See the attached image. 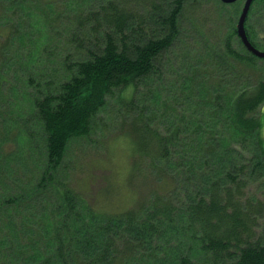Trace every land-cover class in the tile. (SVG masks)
Returning <instances> with one entry per match:
<instances>
[{
    "label": "trees",
    "instance_id": "obj_1",
    "mask_svg": "<svg viewBox=\"0 0 264 264\" xmlns=\"http://www.w3.org/2000/svg\"><path fill=\"white\" fill-rule=\"evenodd\" d=\"M199 1L0 0V264H264V58L231 16L224 35L169 58ZM11 18L63 33L62 51L24 43ZM104 116L131 144L129 170L149 159L147 204L95 207L54 184ZM15 169L35 178L16 190Z\"/></svg>",
    "mask_w": 264,
    "mask_h": 264
},
{
    "label": "rangeland",
    "instance_id": "obj_2",
    "mask_svg": "<svg viewBox=\"0 0 264 264\" xmlns=\"http://www.w3.org/2000/svg\"><path fill=\"white\" fill-rule=\"evenodd\" d=\"M256 2L251 6L252 10L250 11L252 15L249 14V23L251 27L254 25V40L258 42L257 49L264 50V20L258 18L259 13L256 15V12H258L256 11L257 7L261 6L259 2ZM244 3L245 0H236L231 3H226L222 0H200L199 6L185 14L182 32L180 33V37L175 41L174 48L169 52V58L177 57L179 54L182 55L185 52L187 54L189 47L186 48L185 44L197 48L198 43H203V41L210 39L208 36L211 34V31H213V33H220V36L224 35L225 30H227V18H229V16H231V22L234 26H237L241 8ZM10 21L20 28L25 29L23 25L28 27V31L23 34L24 43L44 39L45 42L43 43L47 48L49 44L53 46L54 43H60L59 49L62 51L61 46L64 45L61 43L64 38L63 33L58 36L50 34L52 38H54L52 41L48 36H45L50 33V31L39 32L36 29L32 31L31 27L27 25L26 20L23 18L19 20L11 18ZM219 26L220 28H218ZM58 31L59 30H54L53 34ZM193 43L194 45H192ZM176 49H178V51ZM168 55L165 56V59L168 58ZM190 56L195 58L197 52L192 51ZM259 64L255 65L258 66ZM256 67L254 66V69H256ZM171 72L172 71H170V73ZM16 79L18 81V77ZM173 88L174 87H172V89ZM112 98H114V96ZM113 103L118 104L116 98L113 100ZM258 113L264 144V105L259 109ZM104 118L101 129L93 131L86 139L75 140L68 147L64 172L62 171V174L60 172L57 174L59 179L58 181L55 179L54 184L58 188L67 185L72 190L77 189L81 191L83 189L86 196L95 207L101 204L109 208L121 209L124 205L136 208L139 204H147L149 199L152 198V194L150 195L152 188L158 183V179L156 181L154 175H152L149 168L146 167L149 159L147 157H142L141 159L136 155L135 159L139 164L134 165L133 169L131 167L129 170L128 162L130 163L131 161V144L125 140V137H117V135H120L118 124L116 125L114 122V125L112 123L109 124V117L107 118L104 116ZM116 118L119 120L118 117ZM126 119L131 120L129 117ZM110 155L112 160L108 159ZM111 169H113V176L111 175ZM12 172L13 171L7 170L5 174L9 185L16 190L21 187V183L29 185L30 180L35 178V176H31L29 172L27 173L23 170L15 169V175ZM128 172L130 174H128ZM126 181L129 182L126 183ZM122 182H124V186L120 187L119 183ZM51 190L53 189L50 187L46 191L49 192ZM89 206L90 205L86 204L87 208ZM37 208L39 209L34 210V212L39 214L42 208ZM83 211L85 212V210ZM176 223H181V221L177 219ZM185 241H188V239L185 238ZM177 249L179 248L177 247ZM180 249L186 251L183 245H181Z\"/></svg>",
    "mask_w": 264,
    "mask_h": 264
},
{
    "label": "water",
    "instance_id": "obj_3",
    "mask_svg": "<svg viewBox=\"0 0 264 264\" xmlns=\"http://www.w3.org/2000/svg\"><path fill=\"white\" fill-rule=\"evenodd\" d=\"M223 2H234L236 0H222ZM253 0H245V3L242 7L238 22H237V34L241 40V42L244 44V46L254 55H256L257 57H261L264 58V50H259L257 49L252 43L251 41L248 39L246 30H245V21H246V17L248 15L251 3Z\"/></svg>",
    "mask_w": 264,
    "mask_h": 264
},
{
    "label": "bare ground",
    "instance_id": "obj_4",
    "mask_svg": "<svg viewBox=\"0 0 264 264\" xmlns=\"http://www.w3.org/2000/svg\"><path fill=\"white\" fill-rule=\"evenodd\" d=\"M11 17V16H10ZM257 57V56H256ZM20 68V67H19ZM156 184V183H155ZM152 194V193H151ZM161 198V197H160Z\"/></svg>",
    "mask_w": 264,
    "mask_h": 264
}]
</instances>
